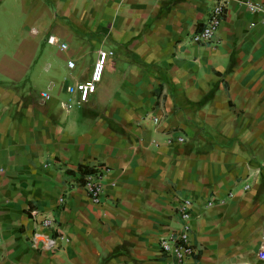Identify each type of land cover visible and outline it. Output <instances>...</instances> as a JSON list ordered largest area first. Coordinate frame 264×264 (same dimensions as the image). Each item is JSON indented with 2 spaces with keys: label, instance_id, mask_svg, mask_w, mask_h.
I'll use <instances>...</instances> for the list:
<instances>
[{
  "label": "crops",
  "instance_id": "obj_1",
  "mask_svg": "<svg viewBox=\"0 0 264 264\" xmlns=\"http://www.w3.org/2000/svg\"><path fill=\"white\" fill-rule=\"evenodd\" d=\"M245 2L264 9L229 0L196 45L214 0H0V264H264V25ZM99 52L81 102L66 87ZM80 166L106 169L98 205ZM182 199L197 254L176 263L158 240Z\"/></svg>",
  "mask_w": 264,
  "mask_h": 264
},
{
  "label": "built area",
  "instance_id": "obj_2",
  "mask_svg": "<svg viewBox=\"0 0 264 264\" xmlns=\"http://www.w3.org/2000/svg\"><path fill=\"white\" fill-rule=\"evenodd\" d=\"M228 3L229 0H214V4L209 9L205 24L200 31L191 36L192 43L203 45L212 40L221 24ZM244 5L250 13L262 12L263 15L260 18L259 23L264 25V9L256 3L245 2ZM59 48L61 50L65 49V44H60ZM107 55L108 54L105 52H99L92 67L89 79L82 83H76L73 86H67L66 92L69 95L77 94L78 99L81 102H84L88 95L94 91L95 83L99 81L103 62ZM66 65L68 68H71L73 64L71 61H68ZM40 96L42 99H48V96L45 93L40 94ZM177 141H181V138H178ZM1 171L2 168L0 167V172ZM105 172V168L97 167L94 168V173L92 175H85L82 177V188L89 202L93 205L100 204L102 194L101 180ZM59 202H61V199H59ZM206 206L210 207L211 202H208ZM191 207L192 204L189 200H179L175 207V214L179 223L178 229L158 240V247L161 253L172 257L176 263H182L186 259L195 257L197 254L196 249L189 241ZM41 225L43 227H50L52 221L49 219H43ZM47 244L50 245L51 241H48ZM262 245H264V241L262 242Z\"/></svg>",
  "mask_w": 264,
  "mask_h": 264
},
{
  "label": "trees",
  "instance_id": "obj_3",
  "mask_svg": "<svg viewBox=\"0 0 264 264\" xmlns=\"http://www.w3.org/2000/svg\"><path fill=\"white\" fill-rule=\"evenodd\" d=\"M93 173H94V169L92 167H82V166H80V167H78L76 169L75 175H77L80 178H82L85 175H92ZM66 174L71 175V174H74V173H72V172L68 173L67 172Z\"/></svg>",
  "mask_w": 264,
  "mask_h": 264
}]
</instances>
